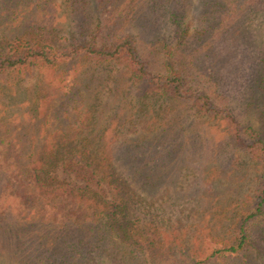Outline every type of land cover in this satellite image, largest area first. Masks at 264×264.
<instances>
[{
	"label": "rangeland",
	"instance_id": "obj_1",
	"mask_svg": "<svg viewBox=\"0 0 264 264\" xmlns=\"http://www.w3.org/2000/svg\"><path fill=\"white\" fill-rule=\"evenodd\" d=\"M251 1L254 7L245 15L222 10L217 0H49L41 8L22 6L16 21L0 12V54L36 43L63 52L111 45L131 34L147 67L140 79L121 66L81 59L0 81V122L12 128L13 137L42 140L44 119H52L53 129L85 122L83 136L105 157L101 173L117 189L110 192L121 191L128 200L125 219L160 237L166 249L173 243L183 250L154 262L110 236L92 264H191L232 242L239 218L254 211L264 169L253 151L264 141V4ZM34 26L52 30L37 36ZM168 67L183 73L190 94L163 93ZM71 83L81 95L61 108ZM199 92L209 96L215 112L200 109L194 100ZM57 107L59 116L40 117ZM150 143L159 155L148 157L153 168L134 165L122 153ZM164 144L180 145L172 153L161 150ZM251 230L264 238V216ZM247 263L264 264V249L252 248L227 264ZM0 264L24 260L0 251Z\"/></svg>",
	"mask_w": 264,
	"mask_h": 264
},
{
	"label": "trees",
	"instance_id": "obj_2",
	"mask_svg": "<svg viewBox=\"0 0 264 264\" xmlns=\"http://www.w3.org/2000/svg\"><path fill=\"white\" fill-rule=\"evenodd\" d=\"M48 2L0 0V12L10 21H16L24 12L20 9L22 6L41 8L49 6ZM252 2L217 0L216 4L222 10L234 8L245 15L254 7ZM261 2L264 4V0ZM51 30L46 26H34L31 31L41 36ZM119 41L111 45H77L64 52L36 43L25 49H15L12 53L0 54V81L10 74L30 72L33 67H55L60 63L73 65L81 59L118 65L134 78H146L147 67L135 37L127 34ZM167 69L169 73L162 83L163 93L175 97L190 94L192 87L187 85L183 73ZM148 91L146 89L145 93ZM62 95L66 102L61 108H67L81 95V91L71 83L65 86ZM194 100L201 110L208 113L216 111L207 94L199 92ZM61 108H53V113L44 109L39 115L42 118L51 114L59 116ZM63 112L67 117L65 109ZM51 120L39 122L43 126L42 140L32 138L27 142L13 137L12 128L0 122V251L24 260V264H92L102 243L111 236L139 256L154 262L182 253L183 250L177 249L178 245L169 243L166 249L160 237L146 234L135 222L126 220L128 200L121 191L110 192L114 191L110 186L115 184L109 183L107 173H101L105 157L95 150L90 139L83 136L85 122L68 123L53 129ZM179 145L169 148L171 145L164 144L161 150L173 153ZM154 146V143L131 146L122 153L134 165L153 168L151 160L159 156H154L158 152V147ZM255 146L253 151L264 163V141L259 140ZM263 216L264 169L254 211L239 218L233 241L217 245L207 257L195 258L191 264H227L247 257L252 248L261 252L264 238L254 236L251 224ZM185 250L189 251L188 248ZM186 255L190 256L189 253ZM138 264L146 263L140 260Z\"/></svg>",
	"mask_w": 264,
	"mask_h": 264
}]
</instances>
